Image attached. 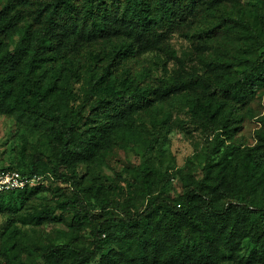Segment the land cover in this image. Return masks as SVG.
I'll return each mask as SVG.
<instances>
[{"label": "trees", "instance_id": "1", "mask_svg": "<svg viewBox=\"0 0 264 264\" xmlns=\"http://www.w3.org/2000/svg\"><path fill=\"white\" fill-rule=\"evenodd\" d=\"M223 1L6 0L0 7V112L40 131L45 144L34 150L28 170H3L42 175L53 163L55 176L67 179V169L90 157L102 132L114 128L121 139H139L119 122L156 109L168 97L188 106L213 135L202 178L175 196H160L155 173L142 170L124 186L114 185L117 196L92 188L100 209L95 212L80 183L73 184V196L57 205L71 216V238L45 246L43 264H89L104 257L111 264H218L220 248L244 239L264 261V156L228 144L237 131L238 108L264 83V47L257 46L262 30L234 12L223 13ZM207 17L215 22L196 30ZM180 32L204 43L212 64L233 67L222 80L201 77L213 100L170 96L174 84L154 86L128 68L131 59L162 50ZM59 43L66 46L63 52ZM77 83L82 86L76 91ZM258 146L264 148V129ZM222 182L234 200L222 203L213 195ZM40 188L1 192L0 200ZM86 229L91 241L79 243Z\"/></svg>", "mask_w": 264, "mask_h": 264}, {"label": "rangeland", "instance_id": "2", "mask_svg": "<svg viewBox=\"0 0 264 264\" xmlns=\"http://www.w3.org/2000/svg\"><path fill=\"white\" fill-rule=\"evenodd\" d=\"M6 0H0V7ZM223 13L234 12L250 24L256 23L262 30L258 48L264 47V0H224ZM256 20V21H255ZM213 17L201 19L194 27L206 29L214 23ZM236 34L232 35L235 36ZM120 36L118 39H124ZM19 37H14L10 49L18 47ZM66 46L59 43L58 50ZM211 51L206 45L190 35L175 33L159 51L148 52L131 59L128 64L133 74L142 73L146 82L162 86L163 81L174 84L170 96H199L213 100L210 88L201 77L212 75L216 80L232 73L233 67L216 66L211 63ZM76 91L82 83L74 85ZM154 110L130 114L121 120L120 126H129L137 132L139 139L117 137L112 128L102 132L98 145L87 159L65 172L67 179L55 176L53 168L42 174V188L34 195L8 194L0 200V264L11 260L16 264H43L42 250L51 242H68L71 238L70 214L58 209V202L73 196V186L80 183V192L90 198L95 212L99 207L92 194V188H100L101 194L114 193V185L124 186L126 180L142 170L155 173L161 187L160 196H175L188 186H195L202 178L201 164L211 149L213 135L204 128L202 121H196L188 106L180 100L166 98L157 103ZM165 114L170 118L164 120ZM159 118L163 122H156ZM234 126L237 131L228 144L241 151L250 149L251 155L264 156V148L258 146V133L264 129V83L254 92L250 102L238 108ZM40 131L19 123L14 117L0 112V170H28V164L35 149H44ZM46 154L47 161L49 152ZM168 178L171 181L168 183ZM74 184V185H73ZM229 186L222 182L213 195L223 203L232 199L227 194ZM231 198V199H230ZM89 231L78 234V242L88 244ZM113 255V252L110 253ZM218 264H264L256 247L249 239L235 242L229 248L218 251ZM89 264H111L107 257L97 258ZM171 264H183L175 261Z\"/></svg>", "mask_w": 264, "mask_h": 264}, {"label": "built area", "instance_id": "3", "mask_svg": "<svg viewBox=\"0 0 264 264\" xmlns=\"http://www.w3.org/2000/svg\"><path fill=\"white\" fill-rule=\"evenodd\" d=\"M43 175L25 176L15 170H0V193L19 191L42 184Z\"/></svg>", "mask_w": 264, "mask_h": 264}]
</instances>
